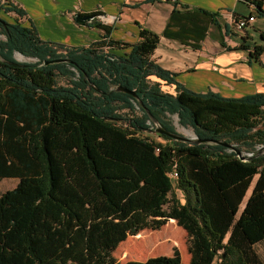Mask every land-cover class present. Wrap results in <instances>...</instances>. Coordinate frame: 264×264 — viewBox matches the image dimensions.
<instances>
[{"label": "trees", "instance_id": "trees-1", "mask_svg": "<svg viewBox=\"0 0 264 264\" xmlns=\"http://www.w3.org/2000/svg\"><path fill=\"white\" fill-rule=\"evenodd\" d=\"M242 1L264 17V0ZM25 18L0 3V181L17 180L0 192V264H120L119 244L170 220L188 237L187 264H263L255 246L264 241V92L187 90L152 59L160 36L142 27L120 48L94 20L102 40L67 47L42 41ZM249 51L259 64L264 46ZM15 53L64 62L19 63ZM168 115L201 143L141 135L164 137L152 119L175 133ZM214 140L253 157L242 161ZM125 264L184 263L174 249Z\"/></svg>", "mask_w": 264, "mask_h": 264}, {"label": "crops", "instance_id": "crops-1", "mask_svg": "<svg viewBox=\"0 0 264 264\" xmlns=\"http://www.w3.org/2000/svg\"><path fill=\"white\" fill-rule=\"evenodd\" d=\"M7 1L25 12L24 21L33 25L44 42L86 47L101 41L105 31L75 20L100 15L103 18L95 21L108 29L106 40L116 47L135 44L140 27L159 35L152 59L191 92L211 91L226 98L264 92V53L259 64L249 62V50L264 46V17L242 0ZM251 15L255 21L244 33L231 32L237 18ZM169 89L173 92V87Z\"/></svg>", "mask_w": 264, "mask_h": 264}, {"label": "rangeland", "instance_id": "rangeland-1", "mask_svg": "<svg viewBox=\"0 0 264 264\" xmlns=\"http://www.w3.org/2000/svg\"><path fill=\"white\" fill-rule=\"evenodd\" d=\"M100 16V15H99ZM95 19H98L94 15ZM94 19V20H95ZM93 20V21H94ZM0 40H5V36L0 33ZM260 41V39H259ZM15 59L17 58L22 63H34L36 59L24 57L18 53L14 55ZM57 84L62 87L68 86V80L63 77L57 78ZM162 90L165 92H171L167 87H162ZM123 117L130 119L131 114L126 112L122 113ZM169 121L172 124L173 128L176 127V131L181 135L186 136V138L193 139L194 131L191 127H182L178 122V117L176 115H168ZM147 123V122H146ZM154 141L164 143L163 139H158L155 134L144 135ZM256 180V177L253 180V184ZM17 180L13 179H2L0 181V192L10 190L15 187ZM249 188L242 205L240 206L239 213L242 211L244 204L251 193L252 186ZM176 249L179 252L181 260L184 264L189 262V253H188V237L186 232L178 227L176 223L172 220L168 221L161 229L152 231L149 229L139 232L135 236L128 237L124 242L118 245L116 250L113 252V257L120 263L125 264L126 262L135 261V262H144L149 258L158 257V256H171L173 250ZM255 251L259 255L260 259L264 264V241L255 246Z\"/></svg>", "mask_w": 264, "mask_h": 264}, {"label": "water", "instance_id": "water-1", "mask_svg": "<svg viewBox=\"0 0 264 264\" xmlns=\"http://www.w3.org/2000/svg\"><path fill=\"white\" fill-rule=\"evenodd\" d=\"M95 19L94 15H88V16H77L75 18L76 22L80 25H85L86 23H89V22H93V20ZM19 54V53H18ZM21 55V54H20ZM16 60V59H15ZM17 61V60H16ZM61 62H64V60H56V61H46V62H40L36 59V62L34 63H41V65H50V64H55V63H61ZM17 66V65H16ZM117 91H120V92H124V93H127L131 96H133L134 98H136V95L134 92H130L128 90H126L125 88H119L117 89ZM137 102L139 104H141V102L139 100H137ZM114 125L116 126H122V127H126V128H132L130 127L129 125H127L126 123H114ZM159 125V124H158ZM160 129L162 131H164L165 133H167L168 131H166L165 129L161 128ZM141 135H151L152 133L148 130H139ZM195 135V134H194ZM156 137L159 139H163L164 142H167V141H182V142H195V143H201V141H198V137L195 135L193 139H189V138H179V137H174V136H158L156 135ZM210 143V142H208ZM212 144H218V145H221V146H225L227 147L229 150L231 151H234L236 152L237 154V157L242 160V161H249L253 156H247L245 153H241V152H238L235 150V147L231 144H228V143H225L223 141H212L211 142ZM257 156H261V155H257Z\"/></svg>", "mask_w": 264, "mask_h": 264}, {"label": "built area", "instance_id": "built-area-1", "mask_svg": "<svg viewBox=\"0 0 264 264\" xmlns=\"http://www.w3.org/2000/svg\"><path fill=\"white\" fill-rule=\"evenodd\" d=\"M159 1L160 2H171L174 0H159ZM252 9L254 10L253 7ZM97 18L100 19V18H103V16H97ZM254 21H255V16L253 15L246 17V18H243V17L237 18L232 25L231 32L235 34H242L247 29V27L253 24ZM175 176L177 177L176 173H175Z\"/></svg>", "mask_w": 264, "mask_h": 264}, {"label": "bare ground", "instance_id": "bare-ground-1", "mask_svg": "<svg viewBox=\"0 0 264 264\" xmlns=\"http://www.w3.org/2000/svg\"><path fill=\"white\" fill-rule=\"evenodd\" d=\"M17 62H19V63H22L20 60H18L17 59ZM152 121H153V123H154V125H155V132L156 133H159L160 135H163V136H174V137H179V138H186V136H183V135H181L179 132H175V133H173V132H167V133H165L164 131H162L161 129H160V126L158 125V123L154 120V119H152ZM264 153V151L263 150H261L260 152H259V155H262ZM177 175V174H176ZM172 178L173 179H175L176 178V176H175V173H173L172 175Z\"/></svg>", "mask_w": 264, "mask_h": 264}]
</instances>
